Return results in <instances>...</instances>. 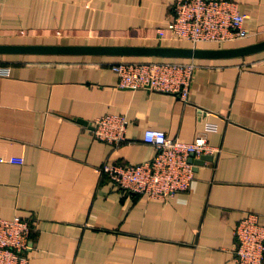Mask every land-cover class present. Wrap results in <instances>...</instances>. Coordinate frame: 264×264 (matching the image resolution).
<instances>
[{
	"label": "crops",
	"instance_id": "obj_1",
	"mask_svg": "<svg viewBox=\"0 0 264 264\" xmlns=\"http://www.w3.org/2000/svg\"><path fill=\"white\" fill-rule=\"evenodd\" d=\"M178 1L0 0V45L191 47L158 38ZM233 1L251 36L221 48L264 41V0ZM194 60L185 102L122 88L112 70L161 58L0 54V218L32 223L30 264H236L239 223L264 225V52ZM106 114L130 121L119 147L93 134ZM206 123L219 152L195 166L185 193L150 198L98 172L152 160L147 130L189 143Z\"/></svg>",
	"mask_w": 264,
	"mask_h": 264
},
{
	"label": "built area",
	"instance_id": "obj_2",
	"mask_svg": "<svg viewBox=\"0 0 264 264\" xmlns=\"http://www.w3.org/2000/svg\"><path fill=\"white\" fill-rule=\"evenodd\" d=\"M173 20L166 28L159 29L160 41L220 48L251 36L245 27L246 17L233 0H179L173 7ZM197 64L188 61H121L112 66L119 77V86L137 90L174 93L185 102L193 83ZM3 75H9V69ZM93 134L107 144L119 147L127 142L130 121L123 114H106L95 119ZM217 126L206 123L204 131L193 142L169 138L161 130L150 129L144 134V142L153 146L156 154L152 160L136 165L105 163L98 172L115 185L128 192L150 198L170 199L191 189L195 179V164L191 157L200 159L219 152L211 147L205 134L214 132ZM10 163L23 165L24 159L11 157ZM32 223L19 217L0 218V264H30ZM236 264L264 263V225L257 215H249L237 226L235 233Z\"/></svg>",
	"mask_w": 264,
	"mask_h": 264
},
{
	"label": "water",
	"instance_id": "obj_3",
	"mask_svg": "<svg viewBox=\"0 0 264 264\" xmlns=\"http://www.w3.org/2000/svg\"><path fill=\"white\" fill-rule=\"evenodd\" d=\"M264 52V41L231 48H193L172 46H89V45H0V54H30V55H69V56H119L148 57L161 59H233L245 58ZM79 123L89 125L87 121ZM213 156H202L200 159H190L195 166H202L206 161H212Z\"/></svg>",
	"mask_w": 264,
	"mask_h": 264
},
{
	"label": "trees",
	"instance_id": "obj_4",
	"mask_svg": "<svg viewBox=\"0 0 264 264\" xmlns=\"http://www.w3.org/2000/svg\"><path fill=\"white\" fill-rule=\"evenodd\" d=\"M162 60H171V61H179V60H181V59H162Z\"/></svg>",
	"mask_w": 264,
	"mask_h": 264
},
{
	"label": "rangeland",
	"instance_id": "obj_5",
	"mask_svg": "<svg viewBox=\"0 0 264 264\" xmlns=\"http://www.w3.org/2000/svg\"><path fill=\"white\" fill-rule=\"evenodd\" d=\"M183 44V43H182ZM183 45H188V46H190L189 44H183Z\"/></svg>",
	"mask_w": 264,
	"mask_h": 264
}]
</instances>
